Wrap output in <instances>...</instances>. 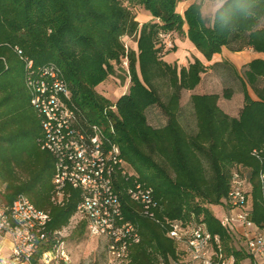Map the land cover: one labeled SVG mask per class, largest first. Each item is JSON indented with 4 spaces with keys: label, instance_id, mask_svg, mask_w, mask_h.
<instances>
[{
    "label": "trees",
    "instance_id": "16d2710c",
    "mask_svg": "<svg viewBox=\"0 0 264 264\" xmlns=\"http://www.w3.org/2000/svg\"><path fill=\"white\" fill-rule=\"evenodd\" d=\"M130 1L152 20L139 24L122 0H0V204L8 207L18 195H25L49 214L47 229L54 232L69 225L80 201V191L70 186L62 204L52 200L54 159L38 144L41 126L25 84L26 64L14 49L18 47L32 61L35 73L50 65L60 72L71 94L70 105L83 121L111 122L109 137L127 169L152 189L155 220L129 198L131 180L117 176L113 185L124 218L136 225L140 236L130 247L126 264L176 258L175 243L166 236L167 220L202 221L211 234L219 235L228 252L230 236L208 205L226 197L235 166L241 165L252 185V218L260 222L264 59L252 60L243 71V105L237 116L220 108L217 93L191 95L190 129L179 119L181 92L196 87L205 65L198 58L187 66L167 63L162 57L169 50L162 52L161 40L173 31L185 35L207 61L223 46L233 51L249 47L264 55V0H224L211 18L201 13L203 0L191 3L183 15L176 11L180 0ZM123 36L134 37V49H126ZM123 59L129 84L112 102L94 88L115 74V65ZM222 95L232 97L231 88ZM151 106L159 107L164 125L148 123ZM253 150L260 155L254 156ZM84 228L85 223L78 222L69 239L79 240ZM41 251L30 258L31 264H39Z\"/></svg>",
    "mask_w": 264,
    "mask_h": 264
},
{
    "label": "built area",
    "instance_id": "2783aa9c",
    "mask_svg": "<svg viewBox=\"0 0 264 264\" xmlns=\"http://www.w3.org/2000/svg\"><path fill=\"white\" fill-rule=\"evenodd\" d=\"M14 49L26 64L25 84L42 131L39 147L54 159L53 202L62 204L66 187L78 189L80 201L71 218L74 225L83 221L89 236L106 240L108 256L126 264L129 249L140 236L136 225L124 218L113 185L117 176L131 180L126 190L129 198L140 205L143 215L155 220L152 189L127 169L118 145L109 137L111 122L83 121L70 105L71 94L60 72L50 65L35 73L32 61L24 58L18 47ZM122 64L126 69V60ZM260 152L253 150L252 154L258 157ZM235 167L220 203L224 215L217 218L230 236L231 249L224 251L219 235L211 234L202 221L167 220L166 236L175 243L176 258L160 259L158 264H264V173L258 175L261 217L256 223L248 170ZM49 221V214L23 194L8 207L0 204V232L11 241L9 264H31L30 258L41 249L39 264H69L64 236L61 231L48 230Z\"/></svg>",
    "mask_w": 264,
    "mask_h": 264
},
{
    "label": "rangeland",
    "instance_id": "374dc122",
    "mask_svg": "<svg viewBox=\"0 0 264 264\" xmlns=\"http://www.w3.org/2000/svg\"><path fill=\"white\" fill-rule=\"evenodd\" d=\"M123 4H125L130 11L133 13L135 20L141 24L147 21L152 20L149 13H147L142 7L132 3L130 0H122ZM181 1V0H180ZM179 1V2H180ZM195 2H197L195 0ZM178 6V4H177ZM206 11V9H204ZM209 13L206 11V16L209 17ZM185 28V25L183 26ZM178 37L181 39L182 35H179L178 33L174 32L171 33V35L168 38H163V41L161 40V43L164 44V48L162 52H165V50H169L170 54L167 53L168 56L167 59L169 62L173 61L174 58L182 59V61H177L179 63H176L174 60L173 64H176L177 66L181 64H186V60L192 57L191 51L194 50L199 54V51L194 47V49H190V47L193 48L192 45H187V42L181 39V42L176 47L174 44V39ZM170 41V45H167L168 43H164V41ZM122 41L125 44L127 48H135V42L134 37L132 36H123ZM160 43V44H161ZM190 43V42H189ZM186 59L181 58V55L186 54ZM166 55V54H164ZM238 73H242L243 71L240 69ZM232 83V97L229 99H226L223 97V92L226 88H229L228 85ZM129 84V78L126 75L125 67L123 64L121 65H115V74L109 76L106 80H104L102 83L96 86V91L101 94L102 96L108 98L112 102H115L122 94L126 92L127 86ZM235 86V87H234ZM248 93L251 97H254L253 90L248 87ZM164 88L161 91V96L164 99ZM201 92H215L219 95L218 105L228 110L233 116H237L240 108L243 105V94L241 90V84L237 80H227L223 81L222 78L219 77H213L212 79H209L208 73L202 76V79L200 81L199 87L194 89L193 91L190 90H183L181 92V99L180 103L183 104V106H189L190 103V97L193 94L201 93ZM154 113L162 114L161 110L158 106H151L147 109V115L151 119V116ZM208 210L211 211V213L216 216L218 219L222 218L224 215L223 209L221 207V204L216 205H208ZM75 220H70V223L68 226L64 227L61 230L62 236H64V240L66 243V248L69 253L70 262L69 264H118L117 262H114L112 258L108 256L107 253V247H106V240L101 237H91L86 232H84L83 236L79 240H72L69 239V235L75 226ZM9 258H10V238L0 232V264H9ZM25 264V263H22Z\"/></svg>",
    "mask_w": 264,
    "mask_h": 264
},
{
    "label": "crops",
    "instance_id": "0c3cea01",
    "mask_svg": "<svg viewBox=\"0 0 264 264\" xmlns=\"http://www.w3.org/2000/svg\"><path fill=\"white\" fill-rule=\"evenodd\" d=\"M196 1L199 2L200 0H196ZM223 1L224 0H203L202 1V7H201L202 15L206 16V11H207V13L210 12L209 17L211 18L213 16L215 10L222 4ZM193 2H195V0H181L178 3V6L176 7V11L180 15H183L184 10ZM204 9H206V11ZM183 29H184V32H186V29H187L186 25H185V28H183ZM170 35L171 34H166L164 36V39L168 38ZM181 39L183 41L185 40L187 42V45H189V46L192 45V43H189L190 41L187 40V37L185 35H182ZM181 39L178 37H176L174 39V44L176 45V47H178V49H179V46L177 44L181 42ZM164 42H165V45H166V43H171L170 41H167V40H165ZM190 49H194V46H193V48L190 47ZM190 51H191L190 55L192 57L198 58L199 60L203 61V64L205 65V72L201 74L200 81L202 79V76L205 75L206 73H208L209 79H212L213 77H219V78H222L223 81L224 80L225 81L237 80L241 84L242 73H238V71L240 69H242V71H244L245 68L247 67V64L254 59H258V58L264 59L263 54L255 52L249 47H245L239 51H233L230 48L223 46L221 48L220 53L214 54L210 61L205 60V58L203 57V55L200 52L198 54L194 50H190ZM168 54H170V52ZM185 55H188L187 52H186V54H183V56L181 55V58L186 59ZM166 56H168L167 53L162 58L167 63L173 64L174 60L176 61V63H179L177 61V59H179V58H177V59L174 58L173 61L169 62ZM179 61H182V59H179ZM192 61H193V58L190 57V59L186 60V64H181V65H179V67L180 66H187ZM199 84H200V82L198 84H196V87L194 89L199 87ZM232 86H233L232 83L230 85H228L229 88H233ZM241 86H242V84H241ZM248 87L249 86L247 85V89H248ZM210 93H215V92H201V93H197V94H210ZM251 98L255 99L256 98L255 94H254V97H251ZM221 109L225 113H227L228 115L233 116L228 110H225L223 108H221ZM191 112H192L191 104L189 106H183V104L180 103V112H179L180 122L183 126L187 125L188 128L193 129L194 128V121H193V117H192ZM146 116H147L148 123L150 125H152L153 127H159V126L164 125V123H165V117L163 116V114L160 115L158 113H154L150 119L147 115V112H146ZM10 246H11V241H10Z\"/></svg>",
    "mask_w": 264,
    "mask_h": 264
}]
</instances>
